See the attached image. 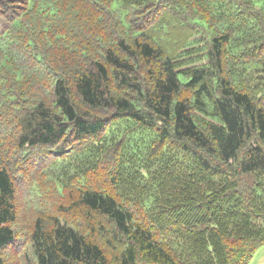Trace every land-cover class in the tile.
Returning a JSON list of instances; mask_svg holds the SVG:
<instances>
[{"label":"trees","instance_id":"1","mask_svg":"<svg viewBox=\"0 0 264 264\" xmlns=\"http://www.w3.org/2000/svg\"><path fill=\"white\" fill-rule=\"evenodd\" d=\"M6 1L0 64L15 68L20 54L10 45L18 41L32 50L36 41L42 47L65 46L73 59L61 68L43 50L34 54L42 67L30 71L31 81L24 83L31 85L27 93L39 86L45 97L32 107L25 99L28 111L22 117L15 105L18 146L54 148L74 133L90 148L106 145L110 136V150L119 149L122 156L113 159L107 152L101 162L121 163L123 181L131 171L140 192L130 209L114 192L81 190L86 211L113 225L104 244L91 229L59 224L48 230L36 221L31 244L37 264H250L264 247V80L258 78L264 70V0L181 5L183 11L193 8L187 19L198 28L191 30L204 34L188 32L183 20L162 21L160 30L153 29L158 32L135 31L119 20L115 37L97 15L101 0H26L21 8L23 0ZM101 16L95 33L80 29ZM249 31L253 39L235 42ZM192 33L203 35L208 62L186 70L176 58L187 53L181 50ZM93 41L104 50L98 57L89 52L96 49ZM237 65L245 67L242 87L227 75ZM41 68L52 76L40 74ZM252 72L256 75L249 76ZM108 110L111 118L101 115ZM123 122L133 138H115V126ZM12 178L10 170L0 169V250L15 241Z\"/></svg>","mask_w":264,"mask_h":264},{"label":"rangeland","instance_id":"2","mask_svg":"<svg viewBox=\"0 0 264 264\" xmlns=\"http://www.w3.org/2000/svg\"><path fill=\"white\" fill-rule=\"evenodd\" d=\"M5 1L0 0V33H3L6 28V24L1 18L8 7V1L4 4ZM16 1L18 0H12L9 2V5L16 4L14 3ZM188 1L101 0L103 7L97 10V15L104 17L105 31H109L111 36L114 37L117 34V30H120L119 26L116 27L119 20L124 21V23L127 22L135 31L143 30L145 32H158L160 26L157 27V25L162 21L165 23L171 20L180 23L183 20L189 32L194 31L191 30L192 28L198 27L192 26L188 20H191L194 15L193 8L187 10L185 7V11H183L180 7L181 5H186ZM18 3H20V8L22 7L21 4L25 7L26 0L18 1ZM200 5L202 4H198V6ZM102 16L84 21L80 29L83 32L95 33V23H100L99 19L102 21ZM263 25L264 23L262 22ZM155 27L158 30H153ZM82 31H78L77 33H82L83 41H85L87 39ZM196 32L202 33L201 31ZM196 32L194 31L193 33ZM251 35L252 32L250 31L241 34L239 38H235V42L252 38ZM202 36L201 34H193V37L188 41L183 40L185 44L189 42L190 44L184 50H181V53L187 52L185 55H180V50L178 51L179 56L176 58V61L183 63V66L185 65L184 69L201 67L208 62L205 58L203 59L206 50L204 49V42H201ZM176 37L178 38L179 36L176 35ZM117 39L119 37H116L114 40ZM21 41L25 42L24 39ZM249 42L245 41V44ZM92 45H96V49L89 51L93 52V57H98V52H104L103 48L98 47L95 41L92 42ZM58 47H42L36 41L32 50L27 44L19 43V41L13 42L10 48L20 54L15 68L8 65L6 69L4 62L0 64V89H2L0 91V169L7 168L10 170L12 179H14V183L16 184L15 207L17 212V221L13 224L11 223L15 232V241L8 248L0 250V257L4 260V264H37L31 244V237L34 225L38 220L41 221L43 228L48 230L59 224L74 227L82 232L91 229L92 236L102 239V243L104 244L105 237L108 236L106 230H112L113 225L108 222L110 220L104 219L101 215L86 211V208L80 202L81 190L92 189L114 192L113 194L121 198V202L130 209H135L133 205L137 204V201L134 198L140 195L138 189L133 187V185H136V180L129 178V176L133 175L131 171H129L131 174L127 172L125 181H123V174L126 172V168L123 165L121 167V163L116 164L114 162L109 165L107 161L101 162L102 156L104 157V154L107 152L109 157L113 159L122 156L118 155L119 149L117 151L110 150L113 143L110 136L106 140V145L95 144L91 145L90 148L89 146L87 147V144L83 140L80 141V138H77L74 133H70L68 135L70 137L67 136L61 145L54 148H31L30 146L21 148L18 146L17 138L20 130L17 128L18 113L14 110L15 105H19L21 109L20 117H22V112L26 113L28 111L23 109L25 108V99H28L26 105L31 106L35 105L38 98L45 97L42 95V91L37 89L40 88L39 86L32 88V93H27L26 89L30 88L31 85L24 83L26 80L31 81L29 77L31 76L29 74L30 71L37 69L38 64L42 63L35 60L34 54L40 53L43 50V54L49 62L58 64V67L62 68V63L67 64L70 62L69 59H73L69 58V48L65 46ZM0 54L5 53L0 50ZM0 61L4 60L0 59ZM232 63L236 64L235 59ZM19 67L21 70L18 69ZM40 67H42V64H39ZM41 69L43 73L40 74H46L47 78L52 76L53 72L50 73L48 68L46 70L45 68ZM258 71H260V68ZM227 75L232 80L234 79L239 86H245V67L243 65L229 68ZM250 75L253 76L256 73L252 72ZM258 78L264 80V70ZM11 86L18 88L20 92H15L16 90L10 88ZM120 87L121 89L125 88L124 86ZM24 91H26L25 94ZM13 101L14 103H12ZM111 112L112 110L104 111L101 115L111 118ZM110 121L108 120L109 123ZM129 129L130 127L124 122L119 123L115 126L114 131L117 135L115 138H119V135H128L129 138H133L134 134ZM81 142L83 146H80ZM58 150L59 153L56 154ZM99 153L101 155L100 158ZM97 160L99 161L96 162ZM120 167V173L113 176V173H117ZM131 204L133 205L130 206ZM105 246H107L106 252L109 257L114 256L113 248L109 247L107 243H105ZM115 261L113 260L110 264H117ZM141 263L145 264L143 260ZM250 264H264V247L257 251Z\"/></svg>","mask_w":264,"mask_h":264}]
</instances>
